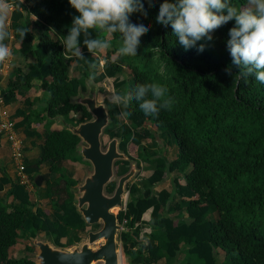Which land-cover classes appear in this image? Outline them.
Returning a JSON list of instances; mask_svg holds the SVG:
<instances>
[{"label":"trees","instance_id":"16d2710c","mask_svg":"<svg viewBox=\"0 0 264 264\" xmlns=\"http://www.w3.org/2000/svg\"><path fill=\"white\" fill-rule=\"evenodd\" d=\"M8 2L13 6L9 29L13 40L25 45L21 52L26 62L24 68L14 69L0 89V104L19 96L24 107L15 109L14 125L23 126L25 135H38L28 127L42 124L38 156L25 169L33 176L41 163H48L47 172L41 175L43 191L38 202L44 199L51 209L33 206L36 202L22 186L10 183L0 196V264H34L27 255L11 254L13 245L27 235L32 238L42 233L62 247L78 240L76 235L64 239L84 224L72 204L71 187L76 181L65 173L61 162L81 159L76 151L79 139L68 129L52 126V119L60 115L65 122L70 112L78 113L75 124L89 119L84 106L70 102V97L77 89L85 91L82 80L100 82L109 77L113 87L125 84L126 92L134 93L138 84L145 83L167 89L166 98L171 100L168 109L146 116L133 99L126 122L118 123V106L103 101L109 123H117L113 135L120 139V150L126 152L127 146L140 145L146 137L163 132L174 140L175 155L154 158L153 169L145 178L149 186L172 171L181 177V181L170 177L169 188L156 193L145 187L135 195L136 186H127L130 197L117 212L122 227L117 238L128 264H264V84L254 75H239L232 65L227 41L235 21L213 31L211 40L204 37L186 51L171 24L165 26L156 20L163 0H142L144 14L135 12L129 17L130 22L148 27L140 38L137 55H117L120 33L107 37L109 49L100 56L92 55L81 34L84 57L97 65L90 69L85 60L64 53V36L73 17L79 15L68 0ZM229 3L240 8L246 0ZM18 28L28 29L22 41ZM31 28L38 31L35 47L30 46ZM89 33L92 39L100 35L96 29ZM106 35L101 34V38ZM201 44L204 51L198 52ZM99 60L102 64L98 68ZM123 66L130 74L129 82L118 78ZM229 67L232 75L226 74ZM37 89L46 93L43 105L29 107L38 100L32 94ZM140 147L148 159L144 146ZM127 164V160L114 162L115 168ZM6 182L7 178L0 176V189ZM113 185L109 182L105 190L111 192ZM147 210L149 232L142 241L138 226ZM23 248L30 252V241L26 239ZM179 254H184V260H175Z\"/></svg>","mask_w":264,"mask_h":264},{"label":"clouds","instance_id":"9594fccd","mask_svg":"<svg viewBox=\"0 0 264 264\" xmlns=\"http://www.w3.org/2000/svg\"><path fill=\"white\" fill-rule=\"evenodd\" d=\"M70 6L79 13L72 19L68 34L64 36V53L70 58L85 60L90 69L97 67L96 63L88 61L80 47V36L84 35L83 44L89 53L97 55L111 47L107 37L115 33L121 34L122 43L117 49L119 56H136L140 46V38L148 31L144 24L130 22V14H144L142 0H68ZM23 3V0H21ZM11 5L8 0H0V63L12 56L6 40L11 38L9 31V14ZM158 23L169 25L179 38L180 44L187 51L196 47L197 42L207 37L221 26L234 20L235 25L229 30L230 39L227 47L232 57V65L238 69V74L244 77L253 76L264 84V0H246L243 7H236L229 0H163L156 17ZM90 29H96L100 35L90 38ZM22 41L27 28L16 29ZM101 34H107L101 38ZM205 46L199 45L198 52H203ZM232 75L231 67L225 69ZM167 89L157 83L138 84L133 91L113 93L109 103L118 106L121 111L118 118L127 119L131 113L127 111L134 99L139 102V108L146 116H156L161 109H168L171 100L166 98ZM33 178H35L33 176Z\"/></svg>","mask_w":264,"mask_h":264},{"label":"water","instance_id":"95a60500","mask_svg":"<svg viewBox=\"0 0 264 264\" xmlns=\"http://www.w3.org/2000/svg\"><path fill=\"white\" fill-rule=\"evenodd\" d=\"M95 89L88 83L85 91L77 89L76 95L70 97V102L84 106L89 119L72 125L64 122L60 115L54 118L62 128L78 137L76 151L91 165V171L82 181L71 187L72 204L84 226L98 223V227L87 230L85 239L70 248L56 246L35 234L30 242L33 255L28 257L34 264H120L117 212L124 208L125 186L136 166L129 162L127 170L114 180L111 192L105 190L115 175L114 162L128 160V156L118 148L120 139L117 136H111L104 149L101 147L100 135L110 120L105 103L96 99ZM41 180V175H37L34 184L39 186Z\"/></svg>","mask_w":264,"mask_h":264},{"label":"rangeland","instance_id":"374dc122","mask_svg":"<svg viewBox=\"0 0 264 264\" xmlns=\"http://www.w3.org/2000/svg\"><path fill=\"white\" fill-rule=\"evenodd\" d=\"M31 35H32V42L30 43L31 47H35V45L37 44V38H38V31L36 28H31L30 30ZM16 43V42H15ZM16 48H18V52L21 51V49L25 48L24 44L21 43H16ZM20 48V49H19ZM101 53L98 54V56H100ZM102 62V60H101ZM100 67V64L98 62V68ZM72 71H70L69 73H71ZM125 78V82H129L130 81V74L128 73V70L125 66H123L122 68V72L118 75V78ZM113 78L109 77V78H104L102 81L100 82H92L90 80V78L84 79L83 84L85 86H87L88 83H92L94 88H96V99L97 101H101L104 102L103 99L108 100V98L113 94V93H127L126 89H125V84L120 85L118 87H113L112 83H113ZM121 111V109L118 107V109L116 110V118L118 123L119 122H126V119L124 118H118L117 114ZM70 116L67 117V121H65L66 123H70L72 125H75L74 123V119L77 118L78 113H71L69 114ZM117 131V123H109L102 131L101 135H100V141H101V147L102 149H104L106 143L108 142V140L110 139L111 136H113V133ZM144 146L147 154H148V159H146L143 155V150L142 147L140 146ZM177 152V147L175 146L174 140L172 139V137L169 135L168 132H163L162 134H160L159 136H148L145 139L142 140L140 145L137 146H127L126 152H124L127 156H128V164L129 162H133L135 163V172L134 174L131 176V178L127 181L126 183V198H125V202L126 200L129 199L130 194L127 191V186L128 185H135L137 188V192L135 193V195H138L140 191H142L143 188L145 187H150L152 193H156L159 189L161 188H169V180L170 177L172 176H176L178 177L179 181H181V177L179 176V173H177L176 171H172L170 173H166L165 177L163 180L156 182L154 184H151L149 186V184L147 183V181L145 180L146 176L150 173V171L153 169L154 166V158L157 155H161V156H173L175 155ZM61 164L64 166L65 168V173L72 177L73 179H75L76 183H80L83 179V177L91 171V165L89 164V162H87L86 160L80 159L79 161L76 162H69V161H62ZM128 164L126 166L124 165H118L117 168L114 167L115 170V175L112 177L113 178V182L115 179H117V176L120 175L121 173L125 172V169L128 168ZM40 192H38L39 194ZM37 194L36 198H30L32 201H35L36 203H34L33 206H40L43 210H47L50 212V206L47 204L46 201L41 200V202H38L39 195ZM38 197V198H37ZM38 202V205H37ZM115 211V209H114ZM141 222L140 225L138 226V238L142 241L145 240L146 234L149 232V225L148 222L149 221V210H147L146 212H144L141 216ZM120 224V223H119ZM98 227V223L97 224H92V225H86L81 229H78L76 231H72L70 232L66 238L64 239H69L71 238L72 235H76L78 237L77 241L71 240L69 242V244L65 245V247L70 248L72 245H79L80 242H82L85 239V232L87 230H94ZM121 224H120V230H121ZM119 230V231H120ZM26 234V233H25ZM27 235V234H26ZM38 237L46 239L47 241L51 242V240L48 237H45L42 233H37L36 234ZM26 239L28 241L31 242L32 238H30L28 235L26 236ZM25 238H22V240H19V242H17L15 245H13L12 249H11V254L14 256H23V255H27V257H30L33 255V247H32V251L30 252H26L23 248V245L26 241ZM118 240V239H117ZM118 244L120 245L119 241H117ZM52 243V242H51ZM120 264H128V258L125 257L121 251H120ZM219 259L221 257V254L218 256ZM185 256L184 254H179L176 257V261L177 260H184ZM188 259V258H187ZM166 264V263H164Z\"/></svg>","mask_w":264,"mask_h":264},{"label":"crops","instance_id":"0c3cea01","mask_svg":"<svg viewBox=\"0 0 264 264\" xmlns=\"http://www.w3.org/2000/svg\"><path fill=\"white\" fill-rule=\"evenodd\" d=\"M9 31L11 32L10 29ZM6 44L9 45L11 52H12V56L8 59L7 64H2V67L0 70V89L5 87L7 83V79L9 75L14 71V69L16 67L24 68V65L26 62V60L24 59V56L22 55V52L21 51L18 52L17 50L18 48H16L17 46H16L15 41L13 40L12 35H11V38L7 40ZM34 93L36 94V97L38 98V100L31 103L29 107H33L36 105H43V101L46 97V93L43 90H38V89L32 94ZM29 97H32V95H29ZM23 107L24 105L21 99L19 98V96H15L13 100H10L8 103L0 105V115L2 113H7V114H11L14 118L15 109L23 108ZM52 120H53L52 126L59 125L61 127L57 119L53 118ZM16 129L20 133V135H22V138H23L24 160L26 164H32L36 160L38 153H39V145H40V141L42 140V132H43L42 124L41 123L31 124L28 127V130H33L38 134V135H33V136L25 135L23 132V126L21 125H17ZM47 170H48V163L43 162L38 166L37 171L33 173L34 174L33 176L36 177L37 175L45 174ZM2 175H4L7 178V182L2 185V188L0 189V196L4 195L5 191H7V189L9 188L10 183L14 181L13 164L10 160L7 143L4 138L0 137V176ZM41 191H43V185L40 182V185L36 186L35 194L29 197L36 198L38 192H41Z\"/></svg>","mask_w":264,"mask_h":264},{"label":"built area","instance_id":"2783aa9c","mask_svg":"<svg viewBox=\"0 0 264 264\" xmlns=\"http://www.w3.org/2000/svg\"><path fill=\"white\" fill-rule=\"evenodd\" d=\"M9 4L11 5L12 9V3L9 2ZM7 61L8 59L5 62L0 63V70L2 64H7ZM99 64H102L101 60H99ZM0 137L4 138L7 143L10 160L13 164L14 181L21 185L29 196L34 195L36 191L34 178L25 169L26 163L24 160L23 138L22 135H20V133L17 131L16 126L14 125V118L11 114L2 113L0 115Z\"/></svg>","mask_w":264,"mask_h":264},{"label":"flooded vegetation","instance_id":"af4514ba","mask_svg":"<svg viewBox=\"0 0 264 264\" xmlns=\"http://www.w3.org/2000/svg\"><path fill=\"white\" fill-rule=\"evenodd\" d=\"M32 251V250H31Z\"/></svg>","mask_w":264,"mask_h":264}]
</instances>
